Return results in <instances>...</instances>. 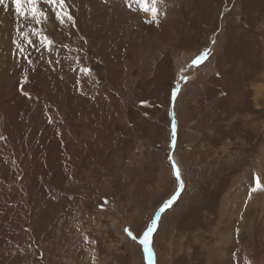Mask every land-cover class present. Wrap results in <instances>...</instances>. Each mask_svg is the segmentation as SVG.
Masks as SVG:
<instances>
[{"label":"rangeland","instance_id":"obj_1","mask_svg":"<svg viewBox=\"0 0 264 264\" xmlns=\"http://www.w3.org/2000/svg\"><path fill=\"white\" fill-rule=\"evenodd\" d=\"M65 5L0 3V264H264V0Z\"/></svg>","mask_w":264,"mask_h":264},{"label":"snow or ice","instance_id":"obj_2","mask_svg":"<svg viewBox=\"0 0 264 264\" xmlns=\"http://www.w3.org/2000/svg\"><path fill=\"white\" fill-rule=\"evenodd\" d=\"M4 0H0V3H3ZM15 3V10L17 13H21L23 12V8L22 5L27 4L30 5V11L32 13L33 17H37V23L40 22L39 18H44L47 19V15L46 13L42 10L41 7H38V5L41 3V0H14ZM43 4L45 6H53V12H55L56 18L61 22V24H63L65 22V19H67L68 21H71L73 25H75V19L74 17L67 11L66 5H65V0H43ZM155 11V9L153 10ZM26 35V34H25ZM42 41H46L49 45L52 44V41L49 40L46 36L41 37ZM29 43H31V41L29 40ZM19 47V45H18ZM207 53H204V56H206ZM204 57H197L196 60L193 61V64L198 63L201 59H203ZM28 93L25 92V95H27ZM180 170L177 167L176 169V176L177 179H180ZM181 185H182V181H181ZM257 189H264V183H261L260 181H258L257 183ZM175 199V197L172 198V200L168 201V204L170 205L173 200ZM155 223V222H153ZM152 232V228L148 229V232L145 233V249L147 250V236L149 234H151ZM129 235H131V233H129ZM149 257H151V252L149 251Z\"/></svg>","mask_w":264,"mask_h":264},{"label":"bare ground","instance_id":"obj_3","mask_svg":"<svg viewBox=\"0 0 264 264\" xmlns=\"http://www.w3.org/2000/svg\"><path fill=\"white\" fill-rule=\"evenodd\" d=\"M17 27V26H16ZM208 51H206V53H207ZM193 55V54H192ZM203 65L200 67L201 69H203ZM191 69H193V67L191 66L190 67ZM201 69H200V71H201ZM197 71V70H196ZM196 74V73H195ZM200 74V73H199ZM180 86V84H178V87ZM258 89V88H257ZM256 93V92H255ZM257 95L255 96V99H258V100H261V98L262 97H264V86L263 87H261L258 91H257V93H256ZM263 99V98H262ZM263 101V100H262ZM179 102H180V100H179ZM178 103V102H177ZM260 103V102H259ZM173 107H174V109H175V105L174 106H172V109H173ZM174 118V122H175V117H173ZM173 122V128H175L176 127V124ZM180 132V131H179ZM180 139V138H179ZM178 139V140H179ZM180 141V140H179ZM180 143V142H179ZM173 145V144H172ZM179 145V144H178ZM172 153H171V160H172V164H173V166L175 167V170L177 169V167L179 168V170H181L180 171V179H178V183H177V187L175 188V192H174V194L176 195L177 194V190H179V187H180V185H181V181H183V176H182V172H184V170H185V168H183V165H182V161H180L181 159V157L179 156V158H178V155H177V150H176V147H173L172 146ZM69 156V155H68ZM70 158V157H69ZM180 159V160H179ZM178 165V166H177ZM183 169V170H182ZM187 188V187H186ZM185 191V190H184ZM229 192V191H228ZM185 193V192H184ZM184 195V194H183ZM230 195V194H229ZM182 198V197H181ZM171 200V199H170ZM169 201V200H168ZM167 201V202H168ZM172 204V203H171ZM177 208V207H176ZM167 212H169V211H167ZM151 225H152V223H151ZM67 238V237H66ZM123 238L124 239H126V236L124 235L123 236ZM225 239V238H224ZM144 241H145V239H143ZM126 241L128 242V244L130 245V246H132V247H137V245L134 243V242H132V241H129V240H127L126 239ZM144 241L142 242V244L144 245V247H145V243H144ZM225 244V243H224ZM244 246V245H243ZM151 248V245H150V242L149 241H147V250H146V252L147 253H149V251L151 252L152 251V249H150ZM140 249V248H139ZM222 249V248H221ZM221 251V250H220ZM137 253V252H136ZM151 254H152V252H151ZM159 255V254H158ZM153 259V257L151 256V259L150 260H152ZM149 260V259H148ZM149 260V261H150ZM142 261V260H141ZM136 262H139V261H136ZM247 262V261H246ZM139 264H141L140 262H139Z\"/></svg>","mask_w":264,"mask_h":264},{"label":"water","instance_id":"obj_4","mask_svg":"<svg viewBox=\"0 0 264 264\" xmlns=\"http://www.w3.org/2000/svg\"><path fill=\"white\" fill-rule=\"evenodd\" d=\"M178 90H179V87L177 86V87L175 88V90H174L175 95H173L172 103H175V99H176L177 93L179 92ZM173 146H175V140H174V142H173ZM182 189H183V186L181 185V187H179V190H177V194H176L175 196L179 195V193L181 192ZM175 196H174V197H175ZM174 200H175V199H174ZM174 200H173V202H174ZM173 202H172V203H173ZM170 205H171V204H170ZM170 205H169L168 202H167V207H170Z\"/></svg>","mask_w":264,"mask_h":264}]
</instances>
